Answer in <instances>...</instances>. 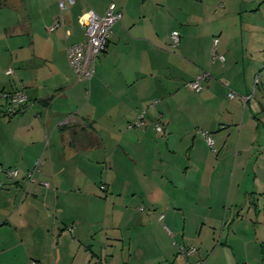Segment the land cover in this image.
<instances>
[{
	"label": "crops",
	"instance_id": "1",
	"mask_svg": "<svg viewBox=\"0 0 264 264\" xmlns=\"http://www.w3.org/2000/svg\"><path fill=\"white\" fill-rule=\"evenodd\" d=\"M57 2L0 0V92L21 84L27 95L11 119L0 102V169L18 171L16 179L0 172V254L13 264L27 256L36 264H138L151 239L157 264H239L234 232L223 227L215 245L210 232L196 240L186 212L208 210L202 220L214 229L210 211L229 179L216 169L231 161L234 170L264 140V0H249V12L262 17L239 35L223 26L231 13L222 4L212 12L208 0H76L64 11ZM112 3L121 20L91 79L78 81L66 49L85 40L86 13L103 15ZM202 74L200 92H191L186 84ZM142 110L144 126L127 130ZM179 246L197 248L184 258Z\"/></svg>",
	"mask_w": 264,
	"mask_h": 264
},
{
	"label": "rangeland",
	"instance_id": "2",
	"mask_svg": "<svg viewBox=\"0 0 264 264\" xmlns=\"http://www.w3.org/2000/svg\"><path fill=\"white\" fill-rule=\"evenodd\" d=\"M240 2L241 0H208V7L212 12L220 13L219 10L222 9L219 6L222 4L225 7L224 10L231 13V16H228L223 21V26L227 28V31L232 30L233 33L238 35L239 30H243L245 32H247V30L251 31L252 26L259 22L258 18L262 17V12L257 15H254L253 12H249L251 11V8L247 7L251 3L249 0H244V2H242V11H247V13L246 15L243 14L245 19L241 22L239 15L243 12L239 10L237 12V5L240 6ZM262 11H264V9H262ZM218 15L219 14H217V16ZM1 49H5V43L3 42L2 37H0V50ZM258 74H260L259 78L261 81L264 76V69ZM86 89L87 87L83 88L85 93H87ZM250 139L251 136H248L247 140ZM260 139L261 140H259V142L257 141L253 146L251 145L252 143L249 142V145H251L252 148L248 151L244 150L242 152L236 161L234 170L232 168L231 161L222 163L221 167L216 169L214 174H217V178L222 179L224 174H228L229 179L226 193L220 195L218 199L216 198L217 196L215 197L214 204L216 208L215 210L213 209L210 211L212 218L209 223L213 225L214 229H209L210 224L202 220V214H208V212H206L208 210L204 209L186 212L188 214V219L193 222L190 223L189 229L193 231V236L196 240L199 238L200 234L205 235L210 232V234L213 235L215 245L216 242L220 241L219 237L223 227L224 234L231 235L232 232H234L236 242L234 244L233 253H235L236 257H239V264H260L264 256V254L262 255L259 252V244L262 243L264 246V155L262 154L264 152L259 150L264 147V140L263 137ZM197 149H199V154H201L203 151L202 147ZM208 150L211 154H213L212 151L217 152V148L215 146H212ZM231 174H234V178L231 195L228 200L231 181L230 176L232 177ZM238 186L239 191L235 192V189H237L236 187ZM139 207L144 209V206ZM191 213L194 214L193 218L190 216ZM223 215H225L224 224L221 222ZM153 227L154 226H152L151 230L153 236L156 241L160 243L162 238L157 236L158 234L156 229H153ZM255 241L257 243H254ZM246 242H248L247 246L242 248L241 245ZM156 245L157 243H155V240H149L147 245L148 250L145 252L146 261L141 263L137 260L138 264H157L156 256H158V252L156 250ZM193 247L197 248L196 246ZM16 256L18 257V255ZM11 259L12 256L8 258L7 256L0 254L1 264H13ZM13 259L16 260L15 258ZM16 261H18L17 264H31L32 262V260H29L28 256L25 259L17 258Z\"/></svg>",
	"mask_w": 264,
	"mask_h": 264
},
{
	"label": "built area",
	"instance_id": "3",
	"mask_svg": "<svg viewBox=\"0 0 264 264\" xmlns=\"http://www.w3.org/2000/svg\"><path fill=\"white\" fill-rule=\"evenodd\" d=\"M76 0H58V8L60 11H64L68 6H72ZM121 20V13L112 3L108 6L106 12L103 15H97L92 10H89L84 17V36L85 40L81 42H76L66 49V59L69 67L76 75L78 81L88 82L94 72L93 65L98 57L106 50L107 41L110 33L111 26ZM62 25L61 20L54 22L53 26L49 30H53ZM172 46L176 47L179 42V35L177 32H172L169 36ZM217 40H214L216 44ZM212 57L215 58V54L212 53ZM220 61H223L222 56L217 57ZM6 76H11L12 71L8 69L5 72ZM207 75L202 74L196 80L187 83L188 89L193 93H198L201 90V80H203ZM229 99L235 97V93L230 91L227 95ZM248 98L245 99L247 101ZM0 102H3V116L5 119H11L19 113H22L25 110L27 104V95L21 86L11 92L1 91L0 92ZM155 100L153 104H156ZM145 115L146 111L142 110L137 117L127 123L126 129H138L144 126L145 124ZM153 129L156 133L162 134L163 128L161 124L156 121L153 123ZM207 145L211 148L213 146L212 140L205 136ZM40 165V161L34 163V167ZM0 172L4 173L9 179H16L18 177V171L13 169H0ZM29 181H32V173L27 174ZM43 186L48 187V183H42ZM104 186H100V190H104ZM179 254L184 258H187L190 254L196 251L195 248L189 247L185 248L179 246ZM31 264H36L32 261ZM184 264H191L187 259H185ZM260 264H264V256Z\"/></svg>",
	"mask_w": 264,
	"mask_h": 264
},
{
	"label": "trees",
	"instance_id": "4",
	"mask_svg": "<svg viewBox=\"0 0 264 264\" xmlns=\"http://www.w3.org/2000/svg\"><path fill=\"white\" fill-rule=\"evenodd\" d=\"M262 252H263V254H264V246H263V244H262Z\"/></svg>",
	"mask_w": 264,
	"mask_h": 264
}]
</instances>
